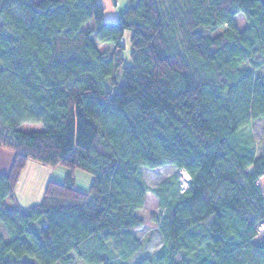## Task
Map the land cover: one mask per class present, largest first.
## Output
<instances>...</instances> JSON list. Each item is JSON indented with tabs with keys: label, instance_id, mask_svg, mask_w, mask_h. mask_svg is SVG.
<instances>
[{
	"label": "trees",
	"instance_id": "1",
	"mask_svg": "<svg viewBox=\"0 0 264 264\" xmlns=\"http://www.w3.org/2000/svg\"><path fill=\"white\" fill-rule=\"evenodd\" d=\"M126 1L108 21L99 0H0V146L15 155L0 175V264L131 259L148 195L140 170L163 166L191 180L152 190L163 246L137 264H264V149L256 155L251 133L264 121V5ZM33 159L70 173L20 208ZM76 170L92 175L88 192Z\"/></svg>",
	"mask_w": 264,
	"mask_h": 264
},
{
	"label": "rangeland",
	"instance_id": "2",
	"mask_svg": "<svg viewBox=\"0 0 264 264\" xmlns=\"http://www.w3.org/2000/svg\"><path fill=\"white\" fill-rule=\"evenodd\" d=\"M120 4L118 7H120L118 10L122 13L123 9H126L128 6V2L125 0H119ZM104 2L105 6V19L111 21L112 19H117L119 16L116 15V7L114 6L112 0H102ZM115 3V2H114ZM162 8L163 10L168 11L169 7V0H161ZM92 24V23H91ZM237 24L239 28L244 27L245 22L243 19H238ZM177 31V30H176ZM183 35L180 33V31H177L175 33V36L173 37V43L174 47L178 49L179 52H181L184 55L183 52ZM93 42L99 47V49L102 52L111 53L113 51V46L108 44H101L98 41V38L95 33H93L92 37ZM125 44H127V39H124ZM130 47L124 52L125 55V65L131 64L130 59ZM119 76L122 77V72L118 73ZM256 75L259 77L264 78V64L259 69V71L256 72ZM41 125H35V124H24L22 126V130L26 132H32L41 130ZM251 133L254 137V142L256 144V155L261 156L264 144H263V135H264V121L263 120H255L251 126ZM14 152L10 150L7 147L0 146V175L5 173L6 167H8V158H14ZM58 169L56 172V175H64V178L59 181V183H63L65 181V178L67 174L69 175L70 170L66 166L57 165ZM141 179L143 182H145L146 188H147V199H146V205L140 211L138 214L141 219L144 221V225L141 229L137 230L135 235L138 238L139 244L136 247V250L133 253V256L131 259L128 260H121L116 261L114 264H137L144 259L147 258H155L157 257V254L159 250L161 249L162 245V236L159 233L157 224L152 221L153 215L159 214V202L157 198L155 197L152 190L156 188L157 186L161 185L165 180L172 178V176L179 174V180L181 182V189L188 187L190 183V177L185 171H178L174 166H163L161 168L157 169H148V168H142L141 170ZM67 173V174H66ZM186 173V174H185ZM76 179H77V189L82 192H87V190L91 186V181L93 179L92 175L89 173H85L81 170H76ZM186 175L189 177V179L186 178ZM16 204V203H15ZM17 205V204H16ZM2 232L5 233L6 230L4 228H1ZM259 232H264V224H261L260 227H258ZM111 255V254H110ZM114 255L108 256V258H112ZM115 257V256H114Z\"/></svg>",
	"mask_w": 264,
	"mask_h": 264
},
{
	"label": "crops",
	"instance_id": "3",
	"mask_svg": "<svg viewBox=\"0 0 264 264\" xmlns=\"http://www.w3.org/2000/svg\"><path fill=\"white\" fill-rule=\"evenodd\" d=\"M99 2H101L104 6V2H102V0H99ZM112 2L114 6L116 7V10H115L116 15L120 16L125 9L122 10V13L119 12L118 10L121 9L120 7H118V5L120 4V1L112 0ZM104 13H105V6H104ZM112 20H115V19H112ZM13 159L14 158H10V157L8 158L9 160L8 165H7L8 167H6L5 173H3L4 175L10 171L12 167L11 165H12ZM26 165L27 166L21 175L22 177L17 185V189L15 192V198H16L15 202L17 206L20 208L30 207V206L40 203L44 198L43 196L47 188V184L50 181L59 182L61 179L64 178V175L63 176L56 175V172L58 169L57 166L54 167V166L45 165V164L42 165L34 159L29 160Z\"/></svg>",
	"mask_w": 264,
	"mask_h": 264
},
{
	"label": "water",
	"instance_id": "4",
	"mask_svg": "<svg viewBox=\"0 0 264 264\" xmlns=\"http://www.w3.org/2000/svg\"><path fill=\"white\" fill-rule=\"evenodd\" d=\"M261 3L264 5V0H260ZM259 184L261 185V187L263 188V192H264V177L260 178L259 180Z\"/></svg>",
	"mask_w": 264,
	"mask_h": 264
},
{
	"label": "bare ground",
	"instance_id": "5",
	"mask_svg": "<svg viewBox=\"0 0 264 264\" xmlns=\"http://www.w3.org/2000/svg\"><path fill=\"white\" fill-rule=\"evenodd\" d=\"M186 174V173H185ZM186 178L189 179V177L186 175Z\"/></svg>",
	"mask_w": 264,
	"mask_h": 264
}]
</instances>
